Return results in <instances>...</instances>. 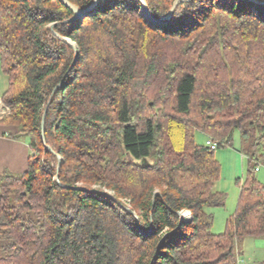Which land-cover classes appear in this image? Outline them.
I'll return each mask as SVG.
<instances>
[{
  "label": "trees",
  "instance_id": "obj_1",
  "mask_svg": "<svg viewBox=\"0 0 264 264\" xmlns=\"http://www.w3.org/2000/svg\"><path fill=\"white\" fill-rule=\"evenodd\" d=\"M144 1L159 22L139 0L75 18L0 0V125L29 149L0 173V264H244L264 237V3L188 0L162 20L174 0ZM197 131L215 149L237 131L247 163L221 233L220 164Z\"/></svg>",
  "mask_w": 264,
  "mask_h": 264
},
{
  "label": "rangeland",
  "instance_id": "obj_2",
  "mask_svg": "<svg viewBox=\"0 0 264 264\" xmlns=\"http://www.w3.org/2000/svg\"><path fill=\"white\" fill-rule=\"evenodd\" d=\"M205 135L199 131L195 134V142L203 144ZM24 140H26L24 138ZM240 149V137L236 131L233 135L232 146L217 148L214 150V156L220 164V177L216 188L225 194V204L222 207H213L208 209L213 215L212 231L221 233L225 229L227 217L232 214L236 208L239 197L238 183L243 180L246 170V159H243ZM11 173V172H10ZM256 176L264 183V166L259 167ZM186 215L187 212L184 211ZM261 253L264 254V237L261 239H247L245 241L243 259L245 264H252V260Z\"/></svg>",
  "mask_w": 264,
  "mask_h": 264
},
{
  "label": "crops",
  "instance_id": "obj_3",
  "mask_svg": "<svg viewBox=\"0 0 264 264\" xmlns=\"http://www.w3.org/2000/svg\"><path fill=\"white\" fill-rule=\"evenodd\" d=\"M8 86V78L0 66V116L8 112V108L2 102V95ZM17 130L15 126L0 125V173L8 171L11 173H21L26 170L29 149L24 138L14 139L9 136ZM261 239V238H258ZM245 242L242 245L243 258ZM244 264H245V259ZM264 254L259 253L252 264H263Z\"/></svg>",
  "mask_w": 264,
  "mask_h": 264
},
{
  "label": "water",
  "instance_id": "obj_4",
  "mask_svg": "<svg viewBox=\"0 0 264 264\" xmlns=\"http://www.w3.org/2000/svg\"><path fill=\"white\" fill-rule=\"evenodd\" d=\"M64 4H66L68 7H70L73 11H74V16L73 18L77 17V16H83L84 14H86L88 12V10L92 9L97 3L99 0H93L91 2V4H89L86 8H78L77 6L73 5L72 3H70L68 0H61ZM183 1H188V0H174L173 1V4L171 6V8L169 9V11L163 16L162 20H167L171 17L175 7L178 5V3L180 2H183ZM255 3H264V1H260V0H251ZM140 2V5L142 7V10L144 12V14L152 21L154 22H159V20H156L154 19L149 11H148V7L146 5V2L144 0H139ZM72 18V19H73ZM52 26V24L50 25ZM65 41H67L68 43H70L74 48H75V44L73 42H71L69 39L67 38H64ZM44 123V116L42 118V124ZM41 138L43 140V130H41ZM46 149L51 151V149L49 147L46 146ZM132 212V211H131ZM180 217H186L185 219H188L189 218V212H187V214L185 215L184 214V211L183 212H180L179 213Z\"/></svg>",
  "mask_w": 264,
  "mask_h": 264
},
{
  "label": "built area",
  "instance_id": "obj_5",
  "mask_svg": "<svg viewBox=\"0 0 264 264\" xmlns=\"http://www.w3.org/2000/svg\"><path fill=\"white\" fill-rule=\"evenodd\" d=\"M205 144L208 145L212 149H215L217 147V144L213 142L210 138L205 140ZM233 264H242V260L236 259V261Z\"/></svg>",
  "mask_w": 264,
  "mask_h": 264
}]
</instances>
